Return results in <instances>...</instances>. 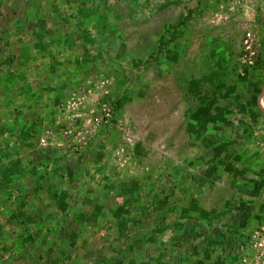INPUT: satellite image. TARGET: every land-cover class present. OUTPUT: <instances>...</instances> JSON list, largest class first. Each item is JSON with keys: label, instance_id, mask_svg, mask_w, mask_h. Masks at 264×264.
Wrapping results in <instances>:
<instances>
[{"label": "rangeland", "instance_id": "rangeland-1", "mask_svg": "<svg viewBox=\"0 0 264 264\" xmlns=\"http://www.w3.org/2000/svg\"><path fill=\"white\" fill-rule=\"evenodd\" d=\"M67 1L0 0V82L36 75L46 87L54 75L60 89L70 79L68 97L48 102L54 121L36 147H12L13 130L0 141V171L14 176L6 159L55 147L36 199L0 176V264L235 262L263 220L264 0ZM47 12L92 17L101 62L83 53L74 69L55 55L51 74L44 53L36 73L26 67L29 57L10 48L24 44L22 30H41ZM58 21L52 48L96 44L68 34L83 20Z\"/></svg>", "mask_w": 264, "mask_h": 264}, {"label": "crops", "instance_id": "crops-1", "mask_svg": "<svg viewBox=\"0 0 264 264\" xmlns=\"http://www.w3.org/2000/svg\"><path fill=\"white\" fill-rule=\"evenodd\" d=\"M90 0H85L84 3L89 4ZM94 1V0H93ZM90 1V2H93ZM68 8L76 4V0H68ZM113 4L112 0H109L108 5L109 7ZM86 5V4H85ZM86 8V7H85ZM83 8V11L81 12H87V8ZM70 13L73 12L72 9L69 11ZM50 13H46V15L43 18V24L41 25V30L38 29V31L29 29V30H22L20 34H25L24 44L23 45H16L15 47H11V52L15 53V56H19L21 52H23L22 56L26 55L29 58L27 59L26 67H35V73L37 70L41 67H43L45 64L41 63V60L45 59L44 53L49 57L50 59V65H46V70L48 73L53 72V70L49 69L50 67H53L51 63H53V58H55V55L58 57H61L60 60H68L69 66L73 67L74 69H79L80 61L79 58L83 57V53H87L88 55H95L99 53L98 60L100 61V55L101 53L98 51L99 49H96V47H101L103 44L101 33L96 35L95 30L91 28V25L93 24V18L87 17V15H83L82 13L78 15H60L59 18L63 20H70L72 23L70 25L74 26L81 20H83L84 25L82 29L80 28V23L77 24L76 28L73 31L68 32L69 35H75L78 33L77 36L79 41L81 39L82 35H88L89 37L91 34L95 36V45L90 46L89 44H83L84 47H81L80 44L76 43L77 39L75 41H69L67 45L65 46V53H62L60 50V46L57 45V47H53L52 43L55 41L54 39H51V35L54 33L53 24L56 22L58 24V20L56 19L55 15H49ZM102 15H104L102 13ZM91 16V15H90ZM96 16V15H95ZM31 18L35 20L36 22L41 23L39 21L40 18L37 17V15H31ZM42 20V19H40ZM77 22V23H76ZM66 26H69V24L65 23ZM108 28L111 27V23H108ZM74 28V27H72ZM71 28V29H72ZM77 28H79L81 31H79ZM110 32V30L107 32V34ZM18 34L15 33V36ZM64 36L62 32L59 34V36ZM101 36V37H99ZM39 37L43 40V45H41L40 48L36 47L37 44L33 43L32 38ZM25 40H28V43L25 44ZM37 41V40H35ZM52 41V42H51ZM0 41V48L2 46H5ZM73 45V47H72ZM20 46V47H19ZM59 46V47H58ZM68 47H72L73 54L76 56V58L72 55H70L71 49L68 51ZM81 51H83L81 53ZM43 52V53H41ZM19 53V54H18ZM41 53V54H40ZM67 53V54H66ZM18 54V55H16ZM80 54V57H79ZM52 55V56H51ZM10 59L11 57L8 56ZM95 57V56H94ZM14 59L13 65H16L17 68L19 65L17 64L16 57H12ZM78 58V59H77ZM9 63H12L11 61H8ZM92 62H95L96 64L98 62L96 61H90V64ZM101 62V61H100ZM0 63L3 67L8 69V66L6 65V61H2L0 59ZM48 64V63H47ZM22 67V66H21ZM63 67V66H62ZM10 68V67H9ZM48 68V69H47ZM34 77H20L18 79H14L13 77H8L6 83L0 82V141L2 142V138L6 136L7 133H11L12 130L15 133L14 138H12V141L10 144H12V147H20V148H27L29 145L37 146L38 137L36 136L37 132H41L44 129H49L54 121V115H55V108L54 106L48 104L54 96L59 95V98H65L68 97L69 89H70V79L63 83L61 81L60 85H63L62 88L59 89L58 86L55 85L53 87V83L56 82V78L52 75H49V77L46 79V87L37 86L35 84H38L39 78L35 77L36 75H33ZM53 77V78H52ZM70 78V77H69ZM40 80H43L40 79ZM84 81V80H83ZM34 82V84H33ZM57 83V82H56ZM75 85L81 86L84 83L80 85L79 82H74ZM18 88L20 90L18 91ZM75 91V89L73 90ZM78 92V91H77ZM85 95V98L89 97L86 96L85 93H82ZM13 99L17 101V106L13 102ZM42 135V134H41ZM3 143V142H2ZM55 147L53 145H49L44 150L45 154L43 157L40 155H37V151H32L33 149L30 148V151H24L25 149L21 150V153L17 154L12 157L11 159L13 163L15 164L16 176L11 173L12 171H0V176H4L7 179L13 178L17 182V188L21 196H31V198L36 199L37 197V189H39L41 183L44 181V179H40L39 174L41 173L40 169L44 167L47 164L55 163V158L53 156V149ZM36 149V148H35ZM2 161L3 159L0 158ZM45 160V161H43ZM0 161V163H1ZM3 162V161H2ZM2 164V163H1ZM40 165V166H39ZM28 167L33 172L34 169H37V173L33 177L31 176L32 172L28 170ZM46 168V167H45ZM17 178V179H15ZM32 178L34 182L30 181L29 179ZM31 179V180H32ZM45 180L48 181V178L45 177ZM9 181V180H7ZM46 184V183H45ZM47 185V184H46ZM21 201H23L21 199ZM27 201V200H25ZM24 201V202H25Z\"/></svg>", "mask_w": 264, "mask_h": 264}, {"label": "built area", "instance_id": "built-area-1", "mask_svg": "<svg viewBox=\"0 0 264 264\" xmlns=\"http://www.w3.org/2000/svg\"><path fill=\"white\" fill-rule=\"evenodd\" d=\"M102 106L105 107L106 105ZM108 116L110 115L108 114ZM126 140L129 143L132 142L129 138ZM40 142L44 143L45 140L41 139ZM262 215L263 220L252 231L247 233L245 239L239 244L237 248V260L230 264H264V198Z\"/></svg>", "mask_w": 264, "mask_h": 264}, {"label": "trees", "instance_id": "trees-1", "mask_svg": "<svg viewBox=\"0 0 264 264\" xmlns=\"http://www.w3.org/2000/svg\"><path fill=\"white\" fill-rule=\"evenodd\" d=\"M161 51H162V50L160 49V50H159V53H161Z\"/></svg>", "mask_w": 264, "mask_h": 264}]
</instances>
